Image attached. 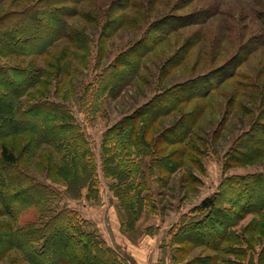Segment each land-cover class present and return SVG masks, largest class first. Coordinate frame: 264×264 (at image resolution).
I'll return each instance as SVG.
<instances>
[{
  "label": "rangeland",
  "instance_id": "1",
  "mask_svg": "<svg viewBox=\"0 0 264 264\" xmlns=\"http://www.w3.org/2000/svg\"><path fill=\"white\" fill-rule=\"evenodd\" d=\"M38 1L5 0L0 17ZM52 4L64 10L62 19L69 28L68 37L57 41L44 55L0 56V64H32L45 70V84L32 89L23 102L43 100L39 94L44 93L46 99L70 106L96 153L100 189L106 183L101 179L104 134L139 110L137 118L148 110L140 128L149 120L155 121L147 132L156 154L164 148L166 156L173 155L172 162L176 163L182 155L174 154L184 153L183 167L161 182L160 168L156 169L158 176H151V158H143L160 210L152 216L153 222L170 232L171 241L182 219L194 216V209L216 194L227 178L264 173V158L226 164L233 158L243 160L231 151L239 139L253 131L262 135L264 0H52ZM2 42L0 37V45ZM111 64L127 72V82L120 92L104 96L99 111L90 114L80 99L88 85ZM66 69L70 70L67 74ZM223 76L228 79L222 84ZM152 100L157 111L153 107L143 110ZM161 111L164 115L153 119ZM19 140L7 141L17 156L22 146ZM48 159L44 155L24 168L41 182L64 191V183L43 168ZM66 203L84 218L95 207L86 201ZM35 214V209L26 212L22 224ZM238 243L243 248L235 247ZM17 254H10L1 264H12L21 257ZM204 255L216 256L217 264H264V213L248 215L232 228L220 251L201 248L190 257L178 253L175 264Z\"/></svg>",
  "mask_w": 264,
  "mask_h": 264
},
{
  "label": "trees",
  "instance_id": "2",
  "mask_svg": "<svg viewBox=\"0 0 264 264\" xmlns=\"http://www.w3.org/2000/svg\"><path fill=\"white\" fill-rule=\"evenodd\" d=\"M4 2L0 0V8ZM55 5L52 0H40L0 17L3 40L0 56L44 55L57 41L68 37L69 28L62 19L64 10ZM63 71L62 67L59 77ZM69 72L66 69L65 73ZM126 79L127 72L111 64L88 85L80 102L88 113L95 115L101 99L116 90L120 92ZM220 79L223 84L228 78ZM45 80V70L32 64L22 67L0 64V264L14 252L21 257L12 264H131L119 250L107 244L94 222L66 203L82 199L85 192L87 200L98 201L99 166L89 136L70 106L46 99L44 93L39 94L43 100L33 104L23 102ZM154 103L152 100L143 110ZM140 111L109 128L101 145L102 173L111 181L109 189L117 200L122 229L128 234L140 232L141 222L160 211L143 168V158H151V176H158L156 169L160 168V182L171 178L184 165V153L180 151L174 154L182 155L176 163L172 162L173 155L166 156L164 148L156 154L147 132L155 121L149 120L145 129L140 128L148 110L137 118ZM164 113L159 112L153 119ZM261 128V136L253 131L237 141V147L231 151L244 158L229 159L227 165L264 158V125ZM10 139H21L19 156L8 145ZM44 155L49 163L43 168L50 177L64 183V191L41 182L24 168L26 163ZM31 209L36 211L35 217L22 224L21 218ZM193 213L191 218L182 219L180 230L172 236L175 262L178 253L190 257L201 248L220 251L232 228L248 215H263L264 173L227 178L219 191ZM187 244L191 248L186 249ZM235 247L243 245L238 243ZM234 251L237 255L238 251ZM185 264H217V257L204 255Z\"/></svg>",
  "mask_w": 264,
  "mask_h": 264
},
{
  "label": "crops",
  "instance_id": "3",
  "mask_svg": "<svg viewBox=\"0 0 264 264\" xmlns=\"http://www.w3.org/2000/svg\"><path fill=\"white\" fill-rule=\"evenodd\" d=\"M101 179L106 183L101 186L99 201L96 203L88 201L86 192L84 193L85 197L78 200L86 201L87 204L98 208V210L93 208L92 214L85 219L94 222L107 244L114 249H119L120 252L122 251L132 264H175L170 232L165 231L161 224L153 222V217L144 219L146 228L142 227L136 234H128L123 231L116 208L117 200L108 187L110 182L104 177Z\"/></svg>",
  "mask_w": 264,
  "mask_h": 264
}]
</instances>
